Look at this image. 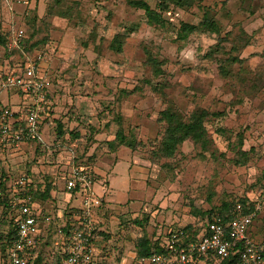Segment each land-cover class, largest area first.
Wrapping results in <instances>:
<instances>
[{
    "label": "rangeland",
    "instance_id": "rangeland-1",
    "mask_svg": "<svg viewBox=\"0 0 264 264\" xmlns=\"http://www.w3.org/2000/svg\"><path fill=\"white\" fill-rule=\"evenodd\" d=\"M35 1L39 6L41 0ZM147 2L154 9L160 4V0ZM71 3L77 5L76 13L70 14L74 23L93 19L83 3ZM17 6L14 28L23 29L27 40L33 32L26 20L35 14L27 11L26 5ZM116 14L123 21L119 27L122 54L110 50L109 42L101 43L97 57H52L46 48L50 45L49 50H53L58 42L53 34L58 29L52 24L57 17L52 16L42 18L33 44L11 53V65L18 73L39 53L51 56L46 59L47 74L68 71L62 85L60 79L53 83L60 96L65 95L64 87L69 88L67 97H74L76 103L62 102L70 111L62 118L69 133L81 136H72L62 144L78 140L74 155L78 165L94 166L108 155L112 127L113 135L121 128L134 145L133 150L124 147L140 171L134 180L131 204L124 209L104 208L95 264H137V243L144 236L153 242L162 237L163 244L173 230L194 226L197 231L188 235L191 239L205 230V221L218 214L223 202L249 196L256 200L264 191V0H184L180 7L171 6L164 14V26L149 25L144 11L130 6L128 0ZM3 15L0 8V24ZM205 19H213L221 33L204 32ZM182 23L197 27V33L181 40ZM95 31L97 28L92 38H96ZM66 41L72 48L87 45L85 38L77 42L73 34ZM151 56L162 63L161 76H154L148 64ZM233 58L240 60L233 65ZM103 72L109 76H102ZM171 107L186 121L196 110L208 111L207 149L188 141L174 158L161 156L166 126L159 120L162 111ZM30 153L28 163L34 166L38 156L35 150ZM4 163L0 160V175L4 171L11 176ZM128 165L122 163L117 171L124 172ZM23 171L18 175H25ZM11 177L16 179L17 173ZM5 217L0 208V239L9 232ZM252 232L254 241L264 240V214ZM3 256L0 246V264Z\"/></svg>",
    "mask_w": 264,
    "mask_h": 264
},
{
    "label": "crops",
    "instance_id": "crops-1",
    "mask_svg": "<svg viewBox=\"0 0 264 264\" xmlns=\"http://www.w3.org/2000/svg\"><path fill=\"white\" fill-rule=\"evenodd\" d=\"M49 1L50 0H41L38 6V3L35 0H33L32 2L28 0V4L26 5L28 6L27 11L33 10L37 13L38 18L40 19H38L37 21V28L38 26H40L41 20L45 16ZM70 1L83 3V5L86 7L85 12L88 15H92L93 19L90 18L89 23L85 22L84 24L74 23V20L71 23L58 18L55 21L52 20L54 28L58 29V32H53V34L56 35V37L55 35L54 37L58 42L57 44H55L57 46L53 50H49V47H51L50 45L46 46L49 51L48 54L50 53L52 57L54 56V54H56V57L65 60L73 59L75 55H84L89 58L94 56L97 57L99 55L98 47L101 45V43L108 44L112 41L114 36L119 35V27L121 24H123V21L119 20V17L116 13L120 9V7L125 4V0ZM132 1L147 2V0H128V3ZM0 8H2L4 14V19L0 24V36L4 37L7 41V50L0 46L1 79L18 74V72L13 70V66L11 65V62H13L14 60V57H12V52L16 50H9L8 45L12 32L14 30L23 29L14 28L18 9V6L14 2V0L0 1ZM25 25L26 24H23L24 27ZM94 28H97V31L94 32L96 34V38H92L90 36L91 34H93ZM70 34H73V38L77 42L78 40L80 41L81 38H85L87 40V45H85L84 48L78 46H76L77 48H72L70 46H67L66 38ZM28 38L29 37H27V39ZM105 38L107 39V42H104ZM34 39L29 42V44H33ZM43 41H45V39H43ZM26 43L27 41L24 42V46L26 45ZM38 55H42L44 57L41 66L43 69V71L41 69V78L47 83V96L53 108L51 110H48L44 115L41 139L38 141V143H33L32 145H22L19 149L10 151H6L0 148V160L5 162V170L8 173L10 172L9 175L12 176L14 175V173H17V179H15L16 181L25 178L28 182L29 187L36 190L39 188L44 189L47 184H51L53 188L50 199L46 201L42 199L35 201L36 211L40 213L42 217H52L53 224L44 225L41 227V232L37 241L34 264H50L49 262H51L52 259H54L55 256L59 255V253L61 252V249L56 246L58 242L56 237L57 228L62 226L71 230L70 227L77 225V215L79 214L82 207L81 196L79 194H69L66 190L65 181L72 163H76L77 157L74 155L76 152L75 147L78 140H75L74 142L70 141V144L67 143L68 145L65 146L62 144L63 141L72 140V136H75L76 138L79 137V135L81 136V134L79 133L77 135H74L72 133H69L70 130L67 128L69 126L65 125L63 120L64 118H62L63 114L69 115L70 112H68L67 108H65L66 106L62 107V102H68L67 104L76 105V103L74 102V97H67V95L70 96L69 88L64 87L65 95L60 96L58 94L59 88L55 89L54 87L55 81L57 83L59 79V83H61V85L63 84L62 78H66V75H68V71H59V74H54L51 72L50 74L48 73L50 76L49 77L47 74L49 66L46 65V59L47 56L48 58H51V56L47 54L43 55L40 53L36 54V56ZM83 72L85 73V71H76L75 74L81 75ZM103 74L104 75L102 76H109V74L105 72H103ZM0 101L4 106L12 108L16 112H20L21 110L29 106L30 103L29 100L26 99L22 91L19 89H11L7 91L0 90ZM68 117V122L70 123V125L74 126L76 123L72 122L73 118L70 116ZM59 123L61 124L60 126H58ZM61 128L64 133L63 136H60L59 134ZM114 130L115 128L112 127V134L108 135L107 142H113L115 140L117 132L113 135ZM96 134L99 136L101 133L96 132ZM73 148L74 151L72 150ZM32 150H35V155L38 156L37 163L34 166H30L28 163L30 161V158H32L30 153ZM126 150L127 149L124 147L118 148L115 151H111L108 148L106 150L108 155L103 160L99 161L97 165L89 166L94 174L96 191H99V193H97L102 198V205L99 209L96 210L95 213V231L99 230V220L101 219L104 208L107 207L109 209H124L127 208L129 204H131L130 202L133 194L134 180L138 177L140 171H137V168L134 167V164L132 162V155L131 153L128 154L129 151ZM124 162L129 163V165L125 167L126 170L124 172L119 173L117 170ZM22 168H25L24 171L22 170ZM22 171L26 172V174L18 175V172L22 173ZM11 176H8V174L6 175L3 171L0 175V179L3 178L6 188L12 192L13 185L16 181ZM9 215V219L13 220L12 214ZM206 222L207 221H205L203 225V228H205V230L207 228ZM117 226H119V224H117ZM186 228L191 229V231H189V236H191L190 234L193 232V230L197 231L194 226ZM205 230L201 231L198 236H193V238H191L190 240H198ZM96 234L97 235L94 236V262L96 261V257L98 256V251L96 248V243L98 242V231ZM161 239L162 237L157 238L155 239V242L160 241ZM166 241L167 238L164 240L163 244ZM211 261L212 260H204L201 262V264H207ZM134 262H137L136 257L134 258Z\"/></svg>",
    "mask_w": 264,
    "mask_h": 264
},
{
    "label": "built area",
    "instance_id": "built-area-1",
    "mask_svg": "<svg viewBox=\"0 0 264 264\" xmlns=\"http://www.w3.org/2000/svg\"><path fill=\"white\" fill-rule=\"evenodd\" d=\"M16 4L27 5L28 0H14ZM26 34L14 30L9 39V50H22ZM43 56L38 55L24 64L21 73L0 79V90L19 89L29 106L20 112L4 106L0 101V148L17 150L22 145H32L41 139L45 113L52 104L47 96V83L41 78ZM69 194H79L82 207L77 215V225L58 227L57 244L61 252L56 257L61 261L50 264H93L95 250L93 233L96 229V210L102 205V198L95 188L92 169L86 165L72 163L66 177ZM10 210L13 216L15 237L7 251V264H34L37 241L44 225H52L53 218L42 217L35 209L34 189L25 178L13 185L10 195ZM257 211H262L261 204ZM241 205L235 210V218L226 225L219 215L206 222V230L198 240L191 241L184 232L176 233L168 245L167 254L154 253L137 264H201L204 260L228 259L238 255L240 264H264V246L254 241L250 228L255 215H243Z\"/></svg>",
    "mask_w": 264,
    "mask_h": 264
},
{
    "label": "trees",
    "instance_id": "trees-1",
    "mask_svg": "<svg viewBox=\"0 0 264 264\" xmlns=\"http://www.w3.org/2000/svg\"><path fill=\"white\" fill-rule=\"evenodd\" d=\"M51 1L48 2L45 16L57 17L58 19H63L71 23L74 17L70 16V14L72 13L73 15V13H76L77 5L71 3L72 1L70 0H53V3H50ZM183 2L184 0H160V4L155 9L144 1H132L129 4L135 9L144 11L149 25L164 26L165 25L164 14L167 13V11L171 8V6L180 7L183 4ZM33 13L35 14L33 19L28 18L26 20V22L30 25L31 30L33 32L26 40L27 41L26 44H29V42H31L34 39L35 32L37 29V21H38L37 13L36 12ZM202 25L204 27V32L206 33H215V34L221 33V29L213 19H205ZM197 31H198L197 27L182 23L180 26L178 37L181 40H186L188 39L189 36L197 33ZM0 46H2L5 50H7V41L2 36H0ZM109 49L117 54H122L123 36L121 35L114 36L112 41L110 42ZM262 56H264V54H262ZM239 60L240 59L233 58L231 60V63H233V65L237 64ZM148 64L150 65L154 76L158 77L163 74L162 63L160 61H158L157 59L151 56L148 58ZM154 90L157 91L156 89ZM52 108L53 106L51 107V109ZM208 117H209V113L204 109L196 110L187 121L176 109L172 107L162 111L161 119L159 121L164 123L166 128L159 148V153L161 154V156H164L165 158L168 159L174 158L177 152L179 151L180 147L188 141L193 142L196 146L201 145L203 149H207L206 142L208 138V132L205 126V121ZM60 125L61 124L59 123L58 126ZM59 134L60 136L64 135L62 128L60 129ZM34 143H38V140H36ZM133 146L134 145L127 140L121 128L119 129V131H117L115 140L113 142H108V148L111 151H115L121 147H126L133 150L134 149ZM240 150L241 152L246 154L242 148ZM52 190L53 188L51 184H47V186L44 189L43 188H39L37 190L34 189V196L36 197V200L38 196V199H42L46 201L50 199ZM11 194L12 192L6 188L5 181L3 180V178L0 179V208L2 209L3 215L6 216L5 217L6 220H8L9 222L8 223L9 232L5 237H3V239L2 238L0 239L1 240L0 246L1 248H3V252H4L3 264H7V260H6L7 251L16 235L15 234L16 230L13 224V220L9 219L10 216L9 214H11V210L9 206V202H10L9 198ZM259 204H261L262 206V211L256 210V207ZM238 205L242 206L243 215H252V214L255 215L254 222L249 232L250 237L254 239L252 228L255 225V222L264 214V191L256 200L251 199L249 196L247 198L239 199L237 201L236 200H233L231 202L225 201L223 202L222 206L218 209V214L216 215H219L223 219L224 223L228 225L235 218V210ZM213 216L214 215H210L208 220H211ZM135 222L140 224L139 223L140 221H135ZM68 231L69 229H67V232ZM97 231L93 233V240H92L93 243L95 242L94 236L97 235L96 234ZM180 231L184 232L185 235L188 236L189 231H191V229L185 228V229L172 231L171 233H169L167 237V241L164 244H160L161 243L160 241L153 242L147 236L141 238L137 243V253H136L137 262L141 259L148 258L154 253L167 254L168 252H170V248L168 247V245L170 244L172 237L176 233H179ZM258 243L264 246V240ZM211 260L212 261L208 262L207 264H213L214 262H217L219 264H240V258L238 255L232 256L225 260H221L219 258H214ZM60 261L61 259L59 256L53 259V262L55 263H58Z\"/></svg>",
    "mask_w": 264,
    "mask_h": 264
}]
</instances>
